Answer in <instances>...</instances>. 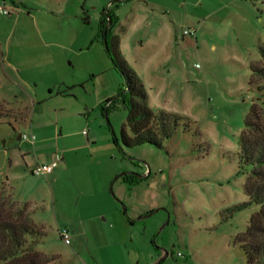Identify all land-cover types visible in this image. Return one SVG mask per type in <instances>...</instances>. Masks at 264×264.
<instances>
[{
	"label": "rangeland",
	"instance_id": "1",
	"mask_svg": "<svg viewBox=\"0 0 264 264\" xmlns=\"http://www.w3.org/2000/svg\"><path fill=\"white\" fill-rule=\"evenodd\" d=\"M15 1L22 11L17 25H11L19 12L11 0L6 3L15 11L0 21L9 34L0 47L1 91L18 94L4 78L8 62L38 85L28 89L33 100L28 107L7 106L0 97L9 113L0 115V182L42 230L33 237L36 247L61 249L60 264H246L236 237L259 207L227 208L248 199L249 168L240 170L238 150L245 117L256 100L250 80L264 46V6L234 19L226 42L209 29L197 42L140 47L146 31L135 22L119 52L130 67L139 66L141 54L152 56L150 67H157L159 84L148 104L183 120L162 146L121 144L120 149L112 134L119 140L122 129L132 135L129 104L106 101L118 93L122 76L99 34V22L106 10L125 15L130 2ZM25 96L13 103L28 102ZM62 111L63 133L71 132L63 148L78 146L82 141L74 133L82 129L91 148L69 151L61 185L53 186L45 175L31 174L25 162L46 159L53 151L52 126ZM20 133L33 134L35 144L20 141ZM128 174L136 180L127 182ZM57 226L69 231V245Z\"/></svg>",
	"mask_w": 264,
	"mask_h": 264
},
{
	"label": "trees",
	"instance_id": "2",
	"mask_svg": "<svg viewBox=\"0 0 264 264\" xmlns=\"http://www.w3.org/2000/svg\"><path fill=\"white\" fill-rule=\"evenodd\" d=\"M108 16L110 22L108 27ZM118 22L109 10L102 13L99 22V34L110 41L108 54L114 67L122 76L121 87L114 98L106 101L109 104L121 102L129 104L127 124L132 135L122 129L120 140L113 133L112 140L122 149V145L130 147L141 144L162 146L164 140L170 138L183 117L174 112L156 110L147 101V93L137 73L121 56L118 42L112 35V29ZM261 60L252 65L253 76L251 88L256 92V100L252 103L246 117L245 128L240 135L238 165L240 170L249 168V175L244 185L248 199L235 204L228 211H238L252 204L259 207L252 214L246 230L236 237V241L245 254L246 264H264V46L260 47ZM128 96L129 99H125ZM0 100V115L9 114L3 110ZM106 115V108H103ZM133 174L125 176L127 182H134ZM11 191V188H10ZM6 189L4 181L0 182V264H60L55 256L36 249L35 234H42L30 217L25 205L19 203ZM30 237V239H28ZM57 261V263H54Z\"/></svg>",
	"mask_w": 264,
	"mask_h": 264
},
{
	"label": "crops",
	"instance_id": "3",
	"mask_svg": "<svg viewBox=\"0 0 264 264\" xmlns=\"http://www.w3.org/2000/svg\"><path fill=\"white\" fill-rule=\"evenodd\" d=\"M2 3L9 5L6 3V0H0ZM130 2V8L125 13V15L120 16L119 14H115L118 19V22L113 27L112 35L118 42V49L124 52V43L126 37L129 33L130 27L135 22L143 23V27L146 31L144 36L139 39L140 47L146 44L148 47L152 48H170L179 45L180 42L190 41L193 40L197 42L199 40H204L206 37V33L209 29L216 32V39L222 42H226L229 39L228 31L229 26L234 24V19L240 18L242 15H246V12L259 9V5L264 6V0H119ZM137 2L140 3L139 7H137ZM11 4L16 11L18 12L17 17H15L14 21H12L11 25L16 26L21 10H19L17 1L11 0ZM184 5H186L184 7ZM112 5L108 2V7L110 8ZM2 16H6L0 13V21L2 20ZM10 16V15H9ZM124 23H127L125 26ZM210 26V27H209ZM185 28H194L195 34H184L183 30ZM9 33V32H8ZM9 38V34H6L0 29V47L2 45V39H4V43L6 44L7 39ZM144 43V44H143ZM212 47H216L215 44ZM2 56V51L0 57ZM150 55L141 54L139 59V66L133 65L131 67L139 76L141 83L145 88H147V98H149L150 103V96L151 91L158 87V76L156 74L157 67L151 65L154 63V59L151 62ZM2 58V57H1ZM126 59H129L126 57ZM125 59V60H126ZM136 61V60H135ZM172 59L168 60L170 64ZM132 65V64H131ZM7 66L9 71H5L4 78L10 80L11 83H14V87L17 88L18 94L8 96L9 92L1 91L0 87V97L4 99L7 103V106H26L28 107L29 101L33 102L28 89L37 86L38 84H31L30 80H28L23 74L20 73V70L15 69L14 66L8 62ZM144 66V67H143ZM146 69L149 72H144ZM142 71V72H141ZM143 73L146 76H143ZM0 77L3 75L0 74ZM8 93V94H7ZM25 93L29 97L27 102ZM19 95H22L23 99L19 100L18 103H13V98L15 100L18 98ZM56 114V113H55ZM61 117L59 118L57 114V118H55L56 122L52 126V138L54 140L53 144V151H51L46 159H37L36 161H43V163L48 162L50 160L53 161L56 157V154L60 156L57 163L54 165L53 169L47 173H42L38 175H45L47 179L52 180V185L55 186L56 184L61 185V179L63 176V168L66 167L68 164L67 161V154L69 151L77 149L78 147H86L91 148L89 142L85 140V136L88 139V132L83 133L76 132L74 134L80 135L81 143L78 146H72L63 148V140L65 137L70 136L71 132L63 133V111L59 113ZM33 136V142L29 140H25L21 138V133L18 134V139L20 141L27 142L31 145L35 144V136ZM36 161H28L25 162L26 166H28V170L31 174L32 168L38 163ZM117 170L111 172V176L116 173ZM117 177V176H116ZM58 189V188H57ZM121 192V188H120ZM56 193V192H54ZM112 202V201H111ZM63 215V212H60ZM43 225V222H41ZM63 228V226H57L56 231L59 235V229ZM60 236V235H59ZM63 242V241H62ZM47 254L54 255L55 257L59 258V260L63 261V251L56 247H45V248H37Z\"/></svg>",
	"mask_w": 264,
	"mask_h": 264
},
{
	"label": "built area",
	"instance_id": "4",
	"mask_svg": "<svg viewBox=\"0 0 264 264\" xmlns=\"http://www.w3.org/2000/svg\"><path fill=\"white\" fill-rule=\"evenodd\" d=\"M13 11H15V9L13 7H10L9 5H6V4L0 2V13L1 14L9 16L13 13ZM183 32H184V34L194 35L195 29L194 28H185L183 30ZM83 133H87V131L84 129ZM21 138H23L25 140H29L30 142H33V136L32 135L29 136L26 133H22ZM59 158H60V156L58 154H56V157L53 161L48 162V163L36 164L32 168V173L42 174V173H47V172L51 171L53 169L54 165L59 160ZM59 235L65 244L69 245L71 243V235L66 228H60L59 229ZM178 255H182V253L178 252Z\"/></svg>",
	"mask_w": 264,
	"mask_h": 264
},
{
	"label": "water",
	"instance_id": "5",
	"mask_svg": "<svg viewBox=\"0 0 264 264\" xmlns=\"http://www.w3.org/2000/svg\"><path fill=\"white\" fill-rule=\"evenodd\" d=\"M109 22H110V17L108 16V24H109ZM108 24L106 25L105 28L108 27ZM104 42H105L106 47L108 48L106 39H104ZM123 174H125V173L123 172V173H121L120 175H123ZM140 176H144V175L142 174V175H140ZM153 212H154V211H151L150 213H148V214H146V215H143L142 217H146V216L152 214Z\"/></svg>",
	"mask_w": 264,
	"mask_h": 264
}]
</instances>
